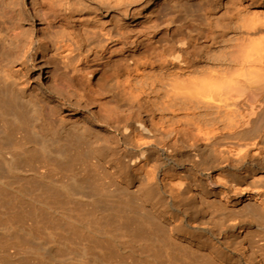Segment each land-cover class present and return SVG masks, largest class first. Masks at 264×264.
<instances>
[{"label":"bare ground","instance_id":"6f19581e","mask_svg":"<svg viewBox=\"0 0 264 264\" xmlns=\"http://www.w3.org/2000/svg\"><path fill=\"white\" fill-rule=\"evenodd\" d=\"M44 1L58 2L69 21L61 22L50 43L38 40L31 30L21 37L3 33L9 37L0 38L4 43L0 45L4 48L0 110L7 102L33 110V144L40 153L32 152L31 157L50 158L48 145L66 137L76 155L87 148L95 158L108 157L109 173L136 190V197L179 243H187L197 254L206 253L218 264H264L259 255L264 252V0H206L200 4L204 28H190V32L175 28L173 34L159 38L158 26L151 20L135 42L123 23L114 22L119 15L112 23L100 25L96 12L95 17L77 16L84 10L82 0ZM91 1L117 12L131 2ZM160 1L149 0L144 6L151 16ZM74 19L81 25L79 35L68 26ZM117 45L122 46L120 51L114 49ZM40 58L56 63L79 83L87 70L82 68L106 60L109 68L102 70L105 80L96 81L102 82L98 87L105 88L103 83L110 81L113 90L114 83L119 99L135 102L137 109L132 110L145 113L148 121L141 114L135 116V111L127 115L124 106L125 115L108 114L101 120L105 123L101 128L114 129L115 136H109L97 134L87 122L58 119L57 108L47 110L42 94L32 88L34 72L41 70ZM91 71H86L90 79L95 75ZM99 89H89L86 95L83 91L82 99L94 104L103 94ZM57 93V101L68 104ZM1 157L14 159L15 153ZM199 198H204L208 209Z\"/></svg>","mask_w":264,"mask_h":264},{"label":"rangeland","instance_id":"374dc122","mask_svg":"<svg viewBox=\"0 0 264 264\" xmlns=\"http://www.w3.org/2000/svg\"><path fill=\"white\" fill-rule=\"evenodd\" d=\"M148 1L131 0V4L129 3L131 6L127 4L128 8H125L123 12H117V8H111V10L103 5L100 8L99 3L93 4L91 0H82L85 8L83 7V12L77 16L82 17V19L95 17L94 12H96L100 15L97 19V23H101L100 25L112 23L113 20L114 22H121L128 28L129 32L131 31L130 34L133 36L134 42L139 39L138 36H141L139 31L145 30L151 20L155 21L158 26L159 38L164 33L173 34L175 28L188 32L190 28V30H198L206 26L203 13L200 11L206 0H161L159 8L153 11V16L150 15L149 10L144 8ZM56 3H48L44 0H0V14L3 16L0 17V34H2L0 38L21 37L26 31L31 30L35 37L39 38H37L38 40L44 38L45 42L50 43L51 38L55 37L56 31L61 30L64 22H69L64 7L61 8L59 3L57 5ZM160 9L161 11H159ZM117 16L120 21L114 18ZM102 21L104 22L102 23ZM70 22L71 24H68L70 30L79 35L81 33L80 22L76 19ZM140 26L141 28H139ZM142 27L145 28L142 30ZM134 31L135 33H133ZM177 32L180 31L177 30ZM3 33L9 36H5ZM159 38L157 37V40ZM0 43L4 47V43ZM1 46L0 51L4 50ZM121 47L117 45L114 49L120 51ZM132 47H134L133 43L129 49ZM100 61L93 62V64L89 63V66H83L84 68L81 67L84 70L87 69L84 71L86 78L84 76L83 81L81 80L79 83L69 74H64L63 69L56 63L47 62V60L40 58L41 70L34 72L32 88L37 89L42 94L41 98L47 110H49V106L57 108L56 117L58 119L87 122L88 125L94 127L93 129L97 134L104 132L103 134L115 136L114 129L107 130L100 127V125L105 124L101 120L109 115L123 116L122 114L126 113L127 110V115L135 111V116L142 115L148 121V116L145 113L143 115L139 109L135 110L137 109L135 102L132 104L130 101L131 104H129L128 101L124 102V99H119V92L116 91L117 88L114 83L113 86L116 90L110 88L112 84L110 81H107L108 84L106 81L103 83L106 86L103 85V87L107 89L100 88L103 80H105L101 72L105 70V66H108L106 60ZM89 70L88 73H91V70L95 73L91 79L86 75V71ZM109 70L107 69V71ZM100 79L102 82H97L99 85L101 83L98 87L96 81ZM91 82L92 86L90 87ZM57 84H59L58 87ZM99 88L102 90L100 94L108 93L104 96L103 94L99 95V98L96 97L97 101H93L94 104L85 98L83 99L86 100V103L83 101L82 96H84L85 91L87 92L89 89L98 91ZM93 91H91L92 94ZM57 92H61L68 104L57 101L55 97L58 95ZM81 93L83 94L80 95ZM92 94L90 97L93 98ZM92 98L90 99L94 100ZM102 100L105 101L106 105L109 104L107 106L105 103L101 105L103 102L100 104V101ZM101 106L106 107L105 112ZM133 107L135 108L134 111L132 110ZM106 109L109 113L106 112ZM32 113L31 108L26 109L20 105H10L8 102L0 110V157L6 153H15L14 159L0 158V264L217 263L206 253L199 252L197 254L198 251H193L194 249L187 243L181 242V244L171 234L168 235L170 233L168 228H165L162 220L149 207L143 205L139 200L140 197H136L139 196L136 190L120 183L113 173H109L111 170L105 162L108 161V157L95 158L88 153L87 148H83L81 153L76 155L69 146L68 138L65 137L48 145L47 150L50 149L52 153L50 158L33 159L31 157L32 152L40 153V149L33 144L35 137L32 127L34 124ZM21 137L25 139L22 141ZM18 143H21L22 146L19 147ZM183 148V152L188 149ZM24 154L27 157L23 156ZM106 168L107 170H105ZM73 178H76V183ZM70 183L73 185L72 187L69 186ZM128 189L132 190L129 191ZM74 193L77 196L80 194L82 199L74 197L76 196ZM198 202H202V206L208 209L204 198H199ZM155 217L158 219L156 220ZM178 245L179 249L183 248L184 252L177 248ZM185 250L194 253V255L197 254L195 255L197 258L191 253H185ZM262 253L264 252L259 253L260 259H262V255L264 259ZM262 262L264 263V261Z\"/></svg>","mask_w":264,"mask_h":264}]
</instances>
